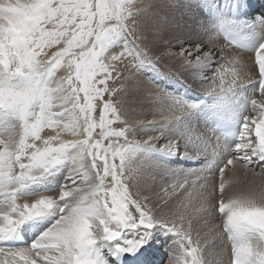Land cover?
Listing matches in <instances>:
<instances>
[{
	"label": "snow or ice",
	"instance_id": "1",
	"mask_svg": "<svg viewBox=\"0 0 264 264\" xmlns=\"http://www.w3.org/2000/svg\"><path fill=\"white\" fill-rule=\"evenodd\" d=\"M171 28L155 0H0V264H153L166 236L164 264H216L229 241L230 264H264V183L226 191L235 181L224 179L237 167L264 176V40L250 65L232 47L239 42L221 43L207 25L197 26L205 38L194 42L165 38ZM162 57L179 60L217 97L238 126L230 148L192 128L203 101L165 89L149 93L159 120L130 117L129 82ZM174 121L188 123L201 145L182 156L205 163L164 172L152 192L157 165L148 153L164 134L137 139L136 128ZM45 129L55 134L42 136ZM178 144L169 138L159 150L175 153ZM61 168L58 189L20 195ZM49 215L55 218L29 246L7 244Z\"/></svg>",
	"mask_w": 264,
	"mask_h": 264
},
{
	"label": "bare ground",
	"instance_id": "2",
	"mask_svg": "<svg viewBox=\"0 0 264 264\" xmlns=\"http://www.w3.org/2000/svg\"><path fill=\"white\" fill-rule=\"evenodd\" d=\"M205 1L206 0H196V5L198 6V9H197L194 6V4L191 3L190 0H176V2L180 5V7H178V8H169V7H167V5H169V3L172 2V0H155V3L158 5V10L161 11V12H164L165 14H167L169 16V18L171 19V21H172V28L170 29V33H166L165 38H167V36L169 34H172V35H179V36L185 37V42H194V41L199 40V39H204V37L202 36V34H204L203 32H198L197 29H195V30L193 29V27H197L198 25H204V23L202 21L203 20V16H202V13L200 11L202 9V11L205 14L206 25H208V27L210 29L209 30L210 33H212L216 37H218L221 43H227V41L224 40V38L218 33V28L216 26L215 21L212 19L211 16L206 14L205 11H204L206 7L209 8V7L213 6V0H211L212 3L209 4V5ZM232 1L235 2V3H239L246 10H251L253 12L252 13V19L243 18L241 20V22L244 24V26H246V28L248 29V32L251 33L255 37L257 45L254 46L253 50H251V51H247V50H243V49L237 48L234 45L232 47L234 49H237V51L240 52L242 54V56H243L244 53H247V52H249V54L253 53V58H254L253 62H254L255 61L254 49H255V47H257L259 45L261 40H264V26H263L264 25V0H232ZM192 2H193V0H192ZM202 3H203V6H202ZM190 13H193V15L195 16L196 26L194 24L193 19H190L188 17V15ZM191 26H193V27H191ZM256 32H259L257 34L262 39L259 40L258 38H256V35H257V34H255ZM172 51L175 52V51H177V49L175 47H173ZM244 56H243V58H245L246 56H249V55H246L245 57ZM247 58L250 59L251 56H250V58L249 57H247ZM161 59H162L161 60L162 63L164 64L163 66H165V65L167 66L168 64L173 66L172 68L169 67L170 69H168V71L170 73L169 76L163 75L161 77H157L155 75L148 74L149 77L150 76L154 77L155 84L148 83L146 78L144 79L142 77H141V79L138 78V80L136 82L133 81V84L130 83L131 84L130 85V90H132L131 92H135V93L141 95L142 94L141 92L144 91L143 92L144 93V98H140V97L139 98H134V97H137V96H133L132 94L130 95L131 99L129 101L132 104L130 109L135 110L136 112H139V114H132V112L129 113L130 117L133 120L140 121V120H152V119H156L157 118V114L156 113H157V110L160 107V105H156L155 106V105H151L150 104L153 97L150 98L148 95H149V93L151 91H153V90H155L157 88L165 89L168 92L174 93L177 96L182 97V95L180 93L184 92L185 90H184V88H182V86H180L182 84L179 85L178 82H175V80H176V76L175 75L179 74L181 76L188 77V79H190V80H193V78H194L191 71H185V70H183V69H181L179 67V64H180L179 60L173 59V58H164V57H162ZM246 59H244V61ZM250 60H246L247 61L246 63H249ZM225 67H227V66H225ZM165 69H167V68H165ZM175 71H177V72H175ZM206 74H210L209 70H208V72ZM146 75H147V73H146ZM254 76H253V78H254ZM174 77H175V80L173 79ZM227 77L229 78V76H227ZM257 78H255V79H257ZM197 81H198V79H197ZM209 83H212V81H210ZM254 85L255 84L249 86V88H251V91L254 90V88H252V87H254ZM189 92H191V91H186V93H189ZM193 93L199 98L198 101H203V103L200 106V107H204L203 111H205L206 109H209V105H210V107L213 106L211 104H207L205 100H200V99H203V97H206V94H198V93H195V92H193ZM257 95H258V93H257ZM207 96H209V95H207ZM214 98H217V97H214ZM186 100H188V99H186ZM188 101H191V100H188ZM130 102H129V104H130ZM141 113H144L145 116H139ZM255 115H257V114H255ZM165 124L167 125V123H165ZM190 124H192V123H190ZM205 124H206V126L205 125L204 126L206 128L208 127L210 129L208 131H210L211 133L213 132V133L216 134V132H214L213 129L210 128L207 125V123H205ZM186 128H188L187 125H186ZM186 128H185V130H186ZM143 129H144V126H143ZM160 132H161V130H160ZM50 134L54 135L55 132L52 129H45L44 132L42 133V136L46 137L47 135H50ZM164 134H165L164 137H161L162 143H159V144L157 143L158 145L156 146L155 149L159 150L160 149V145L163 144L166 139L171 138V139H178L179 140V144L177 145L179 150L177 152H175V153H169V152H166V151L159 150L157 153L159 155H161L162 157L164 155H166L167 159H166V161L164 160L165 162L160 160L156 164L158 166H160V167L174 168L175 170H179V171L180 170H190V169L192 170V168L193 169L194 168L197 169L199 167L198 165H200V163H201V160H199L200 158L196 159V158H185V157H183L182 153L184 151H186L187 148H186L185 144L182 142V140L180 138L173 137V135H171L170 133H164ZM179 134H180V132H179ZM151 135H153V134H151ZM175 136H176V134H175ZM215 136H217V138H216L217 141H219V143L223 147H225V148H230L231 147V146H229L227 144V142L223 141L222 138L218 134L215 135ZM141 137L146 138V135L142 134ZM63 138L64 139H72L73 137H71L70 134L65 133L63 135ZM213 139H215V138H213ZM198 144H200V143H198ZM189 152H191V151H189ZM187 165H189V166L187 167ZM190 165H191V167H190ZM184 166H186V167H184ZM156 168L159 169V170L161 169L159 167H156ZM156 168H154V169H156ZM231 168H232V166H230V169ZM253 171H255V170L253 169V170H250V171H248L246 173L245 170H243V169H241L239 167H237L233 171H230L229 169H226L224 179L226 181H228L229 179L234 180L235 181L234 187L237 188V189L246 188L245 183L247 181H249V180H255L257 183H261V182L264 183V176H255V175H253ZM257 171H258V169H257ZM155 174L157 175V178H156V183L152 184V189H151L152 192H158L159 188H160V186L158 185V181L160 180V175H162V174L159 173V172H155ZM51 177L52 176L48 175L45 179H43L42 181H39L38 183H36L33 186L34 190H36L37 193H33L32 194V192H30L28 189L24 188V189L21 190L20 195L23 196L25 199H32L36 195H38V194H40L42 192L58 189L57 188L58 186L56 188L54 186L50 187L51 184H49V183H51ZM219 179H220L219 175L216 176L217 185L219 183ZM229 187H231V186H226V191L229 190ZM185 195H187V194H185ZM53 217L54 216L49 215V216H46L44 218L39 219V220L45 221L43 224H39L38 223L39 220L30 222L29 224H27V227L24 228L25 236L28 238L29 235L34 234V240H35L39 236L40 232L43 231L42 229L46 225L45 223L48 222V221H51ZM38 225H42L43 227H37ZM164 240L169 241L168 239H164ZM33 241H29V244L27 246H29ZM27 246H25V247H27ZM20 248H22V247H20ZM168 248H169V244L168 243H164V242L161 243L160 241H158L156 243V249H158V251L155 252L153 257H152L153 264H164V262L168 258ZM221 248H222V251L220 252L219 257L216 259V264H230L231 241H229V243L227 245H222ZM109 259H111V257H109Z\"/></svg>",
	"mask_w": 264,
	"mask_h": 264
},
{
	"label": "rangeland",
	"instance_id": "3",
	"mask_svg": "<svg viewBox=\"0 0 264 264\" xmlns=\"http://www.w3.org/2000/svg\"><path fill=\"white\" fill-rule=\"evenodd\" d=\"M191 1V3L192 4H194V6L198 9V6L196 5V0H193V2H192V0H190ZM206 3H208V5L209 4H211L212 2H211V0H206L205 1ZM202 6H203V3H202ZM189 9V8H188ZM201 11V13H202V16H203V23H204V25H206V21H205V14H204V12L202 11V9L200 10ZM188 17L190 18V19H193V21H194V24H195V26H196V19H195V16L193 15V13H190L189 15H188ZM208 26V25H207ZM264 26V25H263ZM178 27V26H177ZM191 27H193V26H191ZM193 29L195 30V29H197V27H193ZM210 29H209V27H208V31H209ZM183 31V30H182ZM210 32V31H209ZM257 33H259V32H256L255 34H257ZM202 36L205 38V34H202ZM256 38H258L259 40L260 39H262V38H260L259 36H258V34L256 35ZM56 50V48H53V49H46L45 51L46 52H52V51H55ZM252 54V55H251ZM251 54H249V52H247V53H244L243 54V56L245 55H249V56H244L245 58H243V59H246L247 57H249L250 58V56H251V60L250 59H246V60H250V62L249 63H247V64H254V62H253V60H254V58H253V53H251ZM42 55H43V53H42ZM242 56V57H243ZM244 61L245 63L247 62V61ZM164 64L162 63V61L161 62H159V64L153 69V68H150V69H147V70H145V71H143V73L141 74H139L134 80H132V81H130L129 82V91H128V94H127V100H128V107L129 108H131V106H132V104H131V102L129 101L130 99H131V94L133 95V96H137V97H134V98H144V91L143 92H141L142 94L141 95H139V94H137V93H135V92H131L132 90H130V85L131 84H133V81H137L138 80V78L139 79H141V77L142 78H146V80H147V82L148 83H152V84H155V79H154V77L153 76H150L149 77V75L148 74H150V75H155V76H157V77H161V76H163V75H165V76H169V71H168V69H170L169 67H173V66H171V65H165V66H163ZM227 66V65H226ZM165 68H167V69H165ZM227 68V67H226ZM211 71H213L212 69H210L209 70V72H211ZM165 72V73H164ZM175 72H177V71H175ZM146 73H147V75H146ZM228 73L227 72H225V79H224V86L225 87H227V81L228 80H230L231 79V77L229 76V75H227ZM59 75H67V73L64 71V70H61V72L59 73ZM146 75V76H145ZM174 75V74H173ZM255 75V74H254ZM253 75V76H254ZM145 76V77H144ZM176 76V80H175V77L173 78L174 80H175V82H178V84L180 85V84H182V85H180V86H182V88H184V90L185 91H191V92H195V93H198V94H205L204 93V91L202 90V82L198 79V81H197V79L196 78H193V80H190V79H188V77H184V76H181V75H179V74H177V75H175ZM227 76H229V78L227 77ZM194 77V76H193ZM228 78V79H227ZM255 78H257V76L255 75L254 76V78L253 79H255ZM149 80V81H148ZM197 81V82H196ZM211 80H209L208 81V83L210 82ZM189 82V83H188ZM196 82V83H195ZM201 82V83H200ZM226 82V83H225ZM131 83V84H130ZM201 85V86H200ZM195 88V89H194ZM252 88H254L255 89V85H254V87H252ZM249 91H251V88H249ZM149 96V95H148ZM210 97H212V98H214L215 96H212V95H209ZM150 97V96H149ZM150 98H152V97H150ZM155 99V97H153L152 98V101ZM257 99L259 100L260 99V97H259V94L257 95ZM151 101V105H159V102L155 99L153 102ZM129 102H130V104H129ZM155 102V103H154ZM158 102V103H157ZM131 111L129 112V113H131L132 112V114H139V112H136L135 110H132V109H130ZM98 114H99V109L97 110V113H96V115L98 116ZM253 115H255V113L253 114ZM139 116H145L144 115V113H141ZM160 119V116L159 115H157V120H159ZM177 122V123H176ZM190 123H192L191 125H192V128H194L195 130H196V132L198 133V134H200L201 136H207V137H209V138H211V139H213V138H215V139H213L214 141H217V136H215V135H217V133L215 134V133H211L210 131H208V130H210L208 127L206 128L205 126H206V124H205V122L203 121V119H202V117L198 114V112H197V110L192 114V116L190 117ZM194 123V124H193ZM186 125H187V127L189 126L188 125V123H183V124H181L180 122H178V121H174V122H172V123H167V125L165 124V123H162V124H155V125H143V124H141V125H138V127L136 128V135H137V139H140V137L142 136V134H144V135H146V136H156V135H158L159 134V132H160V130H161V132L164 134V133H170L171 135H173V137H177V138H180L181 140H182V142L185 144V146H186V148H187V150L188 151H194V150H196V149H198L201 145L200 144H198L199 142H197V140L194 138V137H192V136H190L189 135V132H188V128H186ZM205 125V126H204ZM142 126V127H141ZM143 126H144V129H143ZM185 128H186V130H185ZM205 128V129H204ZM148 129V130H147ZM173 129V130H172ZM176 129V130H175ZM178 130V131H177ZM99 131V129H97V132ZM140 131V132H139ZM151 131V132H150ZM154 132V133H153ZM160 132V133H161ZM179 132H180V134H179ZM210 132V133H209ZM157 133V134H156ZM206 133V134H205ZM151 134H153V135H151ZM156 134V135H155ZM175 134H176V136H175ZM212 134V135H211ZM215 134V135H214ZM140 135V136H139ZM165 135V134H164ZM164 135H163V137H164ZM182 137V138H181ZM82 138V137H81ZM130 139H131V137H130ZM185 139V140H184ZM195 141V142H194ZM105 143H107V141H105ZM158 144L159 143H162V140L160 139L158 142H157ZM158 144H156V146L158 145ZM159 150H156V149H153V150H150L149 151V153H148V155L150 156V158H152L154 161H155V163H157L158 161H160V160H162V161H166V159H167V157H166V155H164L163 157L161 156V155H159L157 152H158ZM199 160H201V163H200V165H198L199 167L198 168H200V167H202L203 166V164L205 163V158H200ZM164 161V162H165ZM163 162V163H164ZM157 165V164H156ZM189 165H187V167H188ZM157 167H159V168H161L160 170L159 169H153V172L155 173V172H159V173H161L162 175H163V173L164 172H166V171H172V172H180V171H182V170H175L174 168H166V167H160V166H158L157 165ZM184 167H186V166H184ZM190 167H191V165H190ZM197 168V169H198ZM195 169V168H194ZM193 168H192V170H194ZM191 170V169H190ZM255 171H257V169H254ZM226 171V170H225ZM66 173H67V169L66 168H61L59 171H55L52 175H50V176H52L51 177V183H49V184H51L50 185V187H52V186H54L55 188L57 187V188H59V186H60V184L62 183V181H63V179H64V177H65V175H66ZM219 175V173L218 172H216L215 173V178H216V176H218ZM56 182V183H55ZM148 183H151V181H147ZM253 182H255L256 184H261V183H257L255 180H249V181H247L246 183H245V186L246 187H248L250 184H252ZM36 183H38V182H36ZM36 183H33V184H31L30 186H28V187H26V189H28L30 192H32V194L33 193H37V191L36 190H34V188H33V186L36 184ZM160 183H161V181L159 180L158 181V185L160 186ZM235 185V184H234ZM234 185H231V187L232 186H234ZM145 194H148L147 192L145 193ZM176 196H179L180 195V193H176L175 194ZM195 195V194H194ZM195 201H193V203H194ZM55 217H53L52 218V220L54 219ZM52 220L51 221H48V222H46L44 225V228L45 227H47L51 222H52ZM45 221H43V220H39L38 221V223L39 224H43ZM50 222V223H49ZM25 227H27V224L24 226V228ZM44 228L42 229V230H44ZM41 230V231H42ZM162 235V234H161ZM164 239H168L169 241H171V237L170 236H166V237H163V239L160 241L161 243L164 241ZM229 243V242H228ZM5 260L7 259V258H4Z\"/></svg>",
	"mask_w": 264,
	"mask_h": 264
}]
</instances>
